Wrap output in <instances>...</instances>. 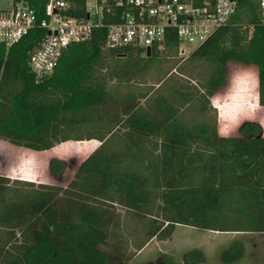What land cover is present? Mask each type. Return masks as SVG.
Wrapping results in <instances>:
<instances>
[{
    "label": "trees",
    "instance_id": "1",
    "mask_svg": "<svg viewBox=\"0 0 264 264\" xmlns=\"http://www.w3.org/2000/svg\"><path fill=\"white\" fill-rule=\"evenodd\" d=\"M84 1L72 0L64 14L85 18ZM235 1L226 24L176 71L172 30L146 58L136 47H105L100 27L36 78L28 57L46 36L39 23L47 20L48 0H11L33 10L37 26L0 47V141L31 152L99 145L65 187L0 176V264H128L150 241L170 239L176 226L227 233L217 223L229 213L222 199L232 180L228 194L240 193L254 208L247 212L254 227L236 232L264 234L261 126L246 121L238 127L241 138H224L216 120L206 118L228 64L255 68L256 104L264 108L259 0ZM194 110L198 120L189 117ZM64 171L63 161H49L52 179ZM243 253L233 244L218 260L236 264Z\"/></svg>",
    "mask_w": 264,
    "mask_h": 264
},
{
    "label": "rangeland",
    "instance_id": "2",
    "mask_svg": "<svg viewBox=\"0 0 264 264\" xmlns=\"http://www.w3.org/2000/svg\"><path fill=\"white\" fill-rule=\"evenodd\" d=\"M11 6V0H0V10H7ZM178 59L175 71L185 60ZM174 70L172 73H175ZM213 98L218 102L215 100L213 102ZM213 98L209 100L208 106L206 105V118L209 121L216 120L219 136L241 138L238 127L249 121L261 126L264 137V108H259L256 104L254 67L228 64L225 84ZM189 117L191 120H198L199 114L194 110ZM79 143L82 148L61 144L50 151L31 152L0 141V176L29 182L33 186L49 184L65 187L76 167L98 146L89 149L91 146L86 147L88 146L86 142ZM25 152L34 155V158L27 159L23 155ZM52 159L65 163L64 174L59 180H54L49 175L48 165ZM22 177L31 178L25 180ZM232 181L227 184L225 189L227 194L222 199L229 213L225 212L217 223L219 229L227 230V233L204 232L176 226L170 239L163 242L150 241L128 264H147L162 258L170 260L173 264H221L218 260L219 255L233 244L241 246L244 252L242 259L236 264H264V234L236 232L248 231L254 227V220L247 213L249 209L254 208H251L249 200L243 201L240 193L228 194L231 186L236 184V180Z\"/></svg>",
    "mask_w": 264,
    "mask_h": 264
},
{
    "label": "built area",
    "instance_id": "3",
    "mask_svg": "<svg viewBox=\"0 0 264 264\" xmlns=\"http://www.w3.org/2000/svg\"><path fill=\"white\" fill-rule=\"evenodd\" d=\"M237 7L235 0H85V18L65 15L72 0H48L47 20L39 23L46 36L28 57L30 72L40 78L50 74L61 52L72 43L87 40L93 29L106 30L105 47L162 48L173 31L176 54L185 59L216 29L224 26ZM264 21V0H259ZM37 26L33 10L24 3L0 10V47L8 48Z\"/></svg>",
    "mask_w": 264,
    "mask_h": 264
},
{
    "label": "water",
    "instance_id": "4",
    "mask_svg": "<svg viewBox=\"0 0 264 264\" xmlns=\"http://www.w3.org/2000/svg\"><path fill=\"white\" fill-rule=\"evenodd\" d=\"M145 57L146 58L150 57V49H146Z\"/></svg>",
    "mask_w": 264,
    "mask_h": 264
},
{
    "label": "flooded vegetation",
    "instance_id": "5",
    "mask_svg": "<svg viewBox=\"0 0 264 264\" xmlns=\"http://www.w3.org/2000/svg\"><path fill=\"white\" fill-rule=\"evenodd\" d=\"M147 264H161L160 262H158L157 260L151 263H147Z\"/></svg>",
    "mask_w": 264,
    "mask_h": 264
},
{
    "label": "crops",
    "instance_id": "6",
    "mask_svg": "<svg viewBox=\"0 0 264 264\" xmlns=\"http://www.w3.org/2000/svg\"><path fill=\"white\" fill-rule=\"evenodd\" d=\"M210 100H211V99H210ZM214 100H215L216 102H218L217 99H214V98H213V102H214ZM213 102H212V103H213ZM97 145H99V144L97 143ZM215 233H220V232H215Z\"/></svg>",
    "mask_w": 264,
    "mask_h": 264
}]
</instances>
